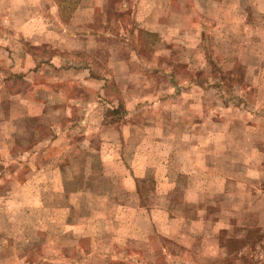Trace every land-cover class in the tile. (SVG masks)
I'll return each mask as SVG.
<instances>
[{
  "label": "rangeland",
  "instance_id": "374dc122",
  "mask_svg": "<svg viewBox=\"0 0 264 264\" xmlns=\"http://www.w3.org/2000/svg\"><path fill=\"white\" fill-rule=\"evenodd\" d=\"M42 11L50 31L80 36H64L63 53L45 39L29 47L30 40L1 37L13 31L0 24V62H9L11 42L33 53L36 66L15 74L3 65L0 130H13L15 92L49 97L47 117L21 125L37 135L20 134L14 150L11 134L1 138L0 264H12L13 198H6L20 180L13 175L37 174L59 149L56 165H65L61 148L82 138L93 145L94 175L129 171L138 187L137 194L104 177L92 184L90 198L82 197V206L93 203L104 214L115 212L112 201L145 207L131 213L130 227L114 244L85 246L97 254L83 264H264V0H48ZM55 59L75 70L59 69ZM45 137L50 142L26 163L28 147ZM105 143L118 146L119 158L125 148L127 168L112 164L117 156L107 157ZM201 145L215 147L208 165ZM56 179L57 168L34 179L43 191L52 186L42 200L51 209L73 202L58 194ZM93 218L103 226L102 216ZM117 221L127 223V216L115 215ZM9 227L11 234H4Z\"/></svg>",
  "mask_w": 264,
  "mask_h": 264
},
{
  "label": "crops",
  "instance_id": "0c3cea01",
  "mask_svg": "<svg viewBox=\"0 0 264 264\" xmlns=\"http://www.w3.org/2000/svg\"><path fill=\"white\" fill-rule=\"evenodd\" d=\"M48 0H0V24L6 23L8 27L11 29L10 33H2V36H10L12 40L20 39V40H30L29 47L33 45H41L39 41L47 40L51 44H57L58 49L65 53L64 46L66 45V35L69 38H78L79 34L69 35L65 29L61 31H50L49 23L51 19L48 16H44L43 14V6L45 2ZM258 5V4H257ZM10 7L13 8V14L8 13L11 11ZM42 8L40 11H35L37 8ZM6 12L8 14H4ZM65 36V37H64ZM85 38L91 37V33L88 35H83ZM60 37L62 40L59 42ZM38 41L37 44L33 43L32 40ZM25 43V42H24ZM45 43V42H43ZM15 45L10 42V51L9 56L10 59H7L9 62H0V72L2 71L3 65L7 69L13 70V73L24 72L25 74L29 71H32L36 68L35 60L33 59V53H30L26 48L21 51L17 50ZM26 46V43L25 45ZM8 50V49H7ZM0 52H5L3 47L0 46ZM52 64H56L59 69L62 70H75L68 68L67 66H61L60 63L57 62V59L51 61ZM62 64H65L62 62ZM44 67V64H41ZM84 70H88L85 68ZM1 79V73H0ZM6 84V83H5ZM41 94H40V93ZM36 94H23L22 92H15L13 94V102H17L13 104V107L10 108L9 111H13V120H10L13 123V130L11 133L6 132L5 130H0V145L2 144L1 138L5 136V134H11L10 136L13 140V150L16 146V138L19 137L20 134L27 135L29 134L37 135V130L34 128L23 129L21 125L23 121L37 118L40 122L44 120L46 113L49 111V97L43 94L41 91ZM32 96V97H31ZM0 102L2 100L0 99ZM19 104V105H18ZM23 109L26 112L22 114H18V110ZM68 129V128H66ZM54 132L58 135L62 133L61 128L55 129ZM20 139V138H18ZM88 138L81 139L76 141V143H71L67 146H63L61 148L62 153L67 152V160L65 161V165H56L57 163H61L57 161L55 158L56 155L59 154L58 151L50 159H46L41 165L40 169L35 171L37 174L33 175L34 172L30 173V175L19 176L13 175V179L16 180V183H13V192H9V195L6 199L12 200L13 198V241H9V246H13V254H8L7 258L10 256L12 259V264H49L52 261L55 264H83L85 262H91V258L95 256L97 250L88 249V251H84L83 248L85 246L88 247L90 244L91 247H94L93 243L101 240L106 244L111 242L114 244V241H118L117 237L119 233L125 228L130 227L129 217L131 213L135 214L140 209H144L142 202H136V206L130 208L127 204L121 205V202L113 203L115 209L114 213L107 212L104 214V209L95 205L93 203H88L85 206H82L81 200L82 197L86 198L89 195H93L92 193V184L94 182L100 183V181L105 182L106 179H118L121 181V184L127 185L130 189L137 192L138 187L136 183L135 177L129 174V171L126 173H122L121 176H116L114 174H109L105 171L98 177L94 175L93 168V145L86 143L85 141ZM23 141V140H22ZM50 142L48 137L43 138L39 144L30 145L27 149L26 157H30L34 155L35 149H39L41 146ZM28 142V141H24ZM102 144H99V146ZM102 146H105V154L107 157L117 156V160H113L112 164H115V161L121 163L122 166H126L125 161L127 159L125 154V148L122 154V158L120 156L114 154V147H118L117 145L105 143ZM126 144H122V147H125ZM215 149V147H209L207 149L204 146H200V149L205 152V157L203 160L208 165L209 162L215 159V150L213 152H209L211 149ZM92 152H89V150ZM227 148H220L217 151V156H223V151L227 150ZM207 152V153H206ZM101 153V152H100ZM146 154V153H144ZM74 155L75 157H72ZM25 160L26 163H31V159ZM126 159V160H125ZM165 157L163 156V160ZM125 160V161H124ZM144 161L143 165L146 168H151L149 160L146 157H139V161ZM207 160V161H206ZM15 161V160H13ZM112 161V160H111ZM159 166H164L160 160ZM127 162V161H126ZM158 163V162H157ZM83 165L82 172L76 170V168H80ZM106 165V164H105ZM101 164L102 167L105 166ZM74 168L70 169V175H65V170L67 172L68 167ZM57 168V175L59 179H56L57 184L61 185L62 192L59 190L56 185V189L58 194L62 197L64 194V198L71 199L73 198V202H66V205H63L59 202V206L55 209H51L49 206L43 205V197L44 195L51 192L52 186L47 185V190L38 189V187L34 186V179L45 177L50 169ZM63 168H65L63 170ZM146 173V171H145ZM105 177V178H104ZM219 180V179H218ZM54 181V180H53ZM53 181L47 180V184H52ZM71 184L76 185L75 189L72 190L71 194L68 193V186ZM191 193V192H190ZM96 197V196H95ZM137 197V195L135 196ZM104 199L110 201L108 195L103 196ZM87 199V198H86ZM93 199V198H91ZM99 199H97L98 201ZM40 202V203H39ZM41 204V205H40ZM99 209V211L97 210ZM104 214V215H103ZM109 214V215H106ZM34 215H40L41 219L35 221L33 218ZM116 216H127V223L122 221L114 222ZM93 216H102L101 223L103 226H98L99 220H94ZM108 216V217H107ZM11 227V225L9 224ZM3 230L4 234L10 235L9 229ZM104 229V232H99ZM35 234V236H34ZM11 237V236H10ZM50 246H54L55 250H50Z\"/></svg>",
  "mask_w": 264,
  "mask_h": 264
}]
</instances>
